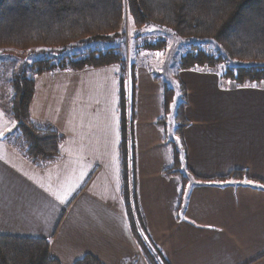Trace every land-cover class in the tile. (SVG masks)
Here are the masks:
<instances>
[{
	"label": "crops",
	"instance_id": "obj_1",
	"mask_svg": "<svg viewBox=\"0 0 264 264\" xmlns=\"http://www.w3.org/2000/svg\"><path fill=\"white\" fill-rule=\"evenodd\" d=\"M117 72L111 65L34 76L31 119L63 136L58 159L46 165L10 143L14 125L0 104V236L46 239L60 264L85 255L147 264L121 195ZM186 72L179 73L188 98L182 137L192 179L177 217L179 182L162 175L169 151L154 126L160 88L137 72L133 174L147 231L169 264H264V189L205 182L234 170L264 182V85Z\"/></svg>",
	"mask_w": 264,
	"mask_h": 264
},
{
	"label": "trees",
	"instance_id": "obj_2",
	"mask_svg": "<svg viewBox=\"0 0 264 264\" xmlns=\"http://www.w3.org/2000/svg\"><path fill=\"white\" fill-rule=\"evenodd\" d=\"M127 19L136 29L152 26L167 29L181 39L203 42L200 49L188 44L190 49L180 58L178 69L216 71L224 66L221 79L239 87L264 81V0H0V51L34 55L30 64H21L20 73L13 75L9 82L11 96L6 113L17 133L14 148L35 165L51 163L60 154L63 136L49 125L36 123L30 116L34 76L55 70L118 66L119 164L125 215L146 263L169 264L151 240L134 188L132 142L137 64L128 63L116 51L117 47L70 53L77 45L102 44L123 37ZM211 43L217 47L215 56L201 50ZM152 47L147 45L149 50ZM152 78L161 87L162 116L155 125L162 130L171 160L170 167L162 173L164 177L176 176L180 181L175 202L177 217L184 212L188 181L179 168L182 160H186L182 133L187 126L183 114L187 92L177 73L176 89L155 75ZM174 96L179 98L174 114L177 125L173 130V135L179 138L178 144L166 131ZM242 179L264 187V182L250 177L246 170H234L205 182ZM129 187L133 191L132 205ZM0 264L60 263L50 255L46 239L0 236ZM74 264L101 263L85 255Z\"/></svg>",
	"mask_w": 264,
	"mask_h": 264
},
{
	"label": "rangeland",
	"instance_id": "obj_3",
	"mask_svg": "<svg viewBox=\"0 0 264 264\" xmlns=\"http://www.w3.org/2000/svg\"><path fill=\"white\" fill-rule=\"evenodd\" d=\"M124 32L125 35L119 38H115L113 40L104 42L102 44H94V45H77L75 46V48L72 49V51L70 53H77V54H81L82 52H85L84 50L89 48V50H105L106 48H113V47H117L118 49H116V51L122 55L124 58H126V61L128 63H136L137 64V69H136V93H135V99H134V116H135V120H136V96H137V72H138V68L144 69L149 76L152 78V75L157 76L161 81L165 82L169 87H172L174 89H176L177 87V81L175 80V74H179L181 72H186V76H189L190 72H203V71H210L215 73L219 80L221 81V83L227 82L223 79H221L222 77L220 76L221 73H223L225 71V67L221 66L219 67L216 71L213 70H207V68L203 69H193V70H179L177 65L178 62L180 60V58L185 55L187 53V51L190 49L189 48V43L194 44L195 47L199 48L201 47V44L203 42H200L198 40H185V39H181L179 37H176L172 34V32H170L167 29H160L157 27H144L141 29H136L134 28L131 24L130 21L127 19L125 21L124 24ZM154 45V47H152L150 50L147 48V45ZM197 48V49H198ZM203 52L209 53V54H213L214 56L217 55V47L214 44H210V45H204L202 46ZM69 53V54H70ZM34 55H30L27 56L26 53H17L15 51H11V50H6V51H0V104H2V106L4 107L5 110H7L8 105H9V99H10V94H11V88H10V80L12 79L13 75H15L16 73H20V67L21 64L23 63H28L30 64L31 61L34 60ZM232 64H234V62H231ZM118 68V66H117ZM24 69V68H23ZM218 71V72H217ZM221 72V73H220ZM119 74V68H118V72H117V76ZM184 76V75H183ZM185 76V77H186ZM154 81V80H153ZM156 82V81H155ZM159 85L160 88V113L159 116L156 118L159 119L162 116L161 113V87H160V83L156 82ZM228 84H231V86H236L235 83L229 81L227 82ZM264 85V81L262 82ZM186 88V86H185ZM186 92H187V88H186ZM178 96V95H177ZM177 96H174V101L172 100L171 103V107H170V113L167 116V120H166V124H167V135L168 137L171 136V138H173L176 143L178 144L179 142V138L177 135H173V130L175 128V126L177 125V122L174 121V114H175V107H176V102L179 101V98H177ZM129 99V98H128ZM187 103H188V98H187ZM117 105H118V77H117ZM187 106V105H186ZM127 107L129 108V101L127 102ZM186 108V107H185ZM117 109V113H118V108ZM184 117H185V121H187V126H188V120L185 116V111H184ZM31 115V113H30ZM154 121V126L155 122ZM186 126V127H187ZM156 129L161 133V140L163 141V133L162 130H160L158 127H156ZM133 142L132 144L134 145L135 143V121H134V125H133ZM13 135L17 136V133L15 132V130H13ZM13 140V141H12ZM10 139V143L15 142L16 139ZM130 141V139H129ZM163 143L165 144V142L163 141ZM166 145V144H165ZM167 147V145H166ZM181 149H183L182 147L178 146ZM168 148V147H167ZM169 151V149H168ZM182 151V150H181ZM134 155H135V147H134ZM169 158H170V153H169ZM184 163H186V160L183 161L182 163H180V171L184 174V176H187V179L189 181V179H192V175L188 169V167H186L184 165ZM171 165V160L169 161V165L165 168H169ZM164 169V170H165ZM163 170V171H164ZM163 175V174H162ZM166 178H171V177H166ZM172 178H175L178 180L179 185L180 186V181L176 176H172ZM234 183L236 185H252L254 187L258 186L257 188H263V186H260V184H256L253 182H249L245 179L242 180H236L234 181ZM179 190V187H178ZM179 192V191H178ZM132 195H133V191L132 188L129 187V197H130V204L132 205ZM174 214H175V208H174ZM152 240V239H151ZM153 242V240H152ZM154 243V242H153ZM155 244V243H154ZM155 246L158 248V250L161 252V254L163 255L162 251L160 250V248L155 244ZM164 257V255H163Z\"/></svg>",
	"mask_w": 264,
	"mask_h": 264
}]
</instances>
